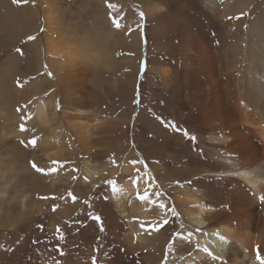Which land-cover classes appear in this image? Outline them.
<instances>
[{"label":"bare ground","instance_id":"bare-ground-1","mask_svg":"<svg viewBox=\"0 0 264 264\" xmlns=\"http://www.w3.org/2000/svg\"><path fill=\"white\" fill-rule=\"evenodd\" d=\"M137 1L150 21L161 19L148 31V69L158 82L155 77L148 79V120L143 122L148 129V142L146 138L144 148L148 153L149 170L158 176L153 174L163 186L171 184V187L160 190L161 201L156 203L154 191L160 189L161 184L153 185L148 209L136 199L126 205L124 193L116 195L114 204L124 218L119 222L115 221L117 213L106 209L100 212L102 221L112 228L111 244L108 249L102 247L103 261L105 264H131L129 259L147 244V240L151 263L158 261L160 244L167 242V234L172 229L173 218H168L165 210L168 201L164 199L171 191L177 208L184 215L186 225L183 227L189 230V234L178 241L182 249L178 264H261L257 256L264 258V199H261L264 197V5L256 3L257 0ZM31 4L30 0L14 4L22 8V12L27 7L26 25L22 26L23 16L19 32L22 27L37 24L39 17L30 9ZM194 7L201 13L195 12ZM60 8L55 0L45 2L42 12L47 32L40 37L36 28L31 29V40L38 50L37 60L42 63L45 55L44 61L54 73L55 84L43 75L41 82L50 89H57L60 110L53 114L62 117L60 126L64 125L65 129L53 130L52 124L58 121L49 116L47 104L54 106V95L44 92L46 99L39 95L40 98L28 106L26 129L22 132L20 118L10 109L16 104L11 103L15 99L13 93L19 90L8 84L11 82L7 83L8 79L0 82V227L6 228L4 239L8 242L7 246H0V264H93L90 252L85 253L81 245L76 246L73 241L72 249L67 244L62 245V254L50 249L44 255L40 245L34 246V239L43 241L45 235L55 231L57 215L67 209L68 200H64L57 211L36 216L51 200L31 198L30 192L39 182L49 191L57 179V170L40 176L30 171L27 151L18 138H36V145L29 148L35 155L41 151L40 156L36 155L39 158H35L42 161L44 169L54 167L51 162L59 161V157L69 151L70 143L88 157L96 146L109 149L127 143L121 122L109 117L91 118L90 113L96 116L98 111L102 112L95 109L94 104L105 98L110 100L112 94L122 96L127 102L130 97L132 100L140 57L136 15L127 5L120 23L122 35H119L105 7H99L96 13L85 9L74 16L76 21L67 22L65 27ZM169 33L174 42L164 43L163 38L169 37ZM119 39L124 41L125 53L116 60L114 52ZM171 58L175 62H169ZM115 66L119 72L114 76ZM159 89L163 91L160 95ZM90 101L95 103L89 106ZM160 105L170 110L173 117L163 114ZM183 120L195 122L196 126L183 128L180 125ZM172 123L175 130L170 127ZM66 132L73 135L74 142L66 137ZM206 149L212 153L210 162ZM92 161L83 159L82 174L76 180L79 186L92 189L104 174L113 172L104 164L96 165L94 159ZM127 164L124 169L130 171L132 167ZM71 174L69 170L68 176ZM154 177L149 179L150 185ZM209 178L213 179L211 183ZM142 183L144 181L138 180V187ZM137 185L132 187L127 182V191L132 193ZM99 204L103 206L102 200ZM67 214L66 210L61 217ZM145 217L156 222V228L148 234L138 225ZM82 219L78 217V221ZM39 222L43 223L42 229L36 225ZM92 224L89 220L86 227ZM72 229L74 226L68 227L66 236L71 235ZM220 236L226 240L220 241ZM188 237L195 239L193 247H185ZM94 240L91 245L98 239Z\"/></svg>","mask_w":264,"mask_h":264},{"label":"rangeland","instance_id":"rangeland-1","mask_svg":"<svg viewBox=\"0 0 264 264\" xmlns=\"http://www.w3.org/2000/svg\"><path fill=\"white\" fill-rule=\"evenodd\" d=\"M30 1L32 3L31 4L32 8L30 9L33 10V12L36 11V16L39 17L38 19L36 18L37 24L31 25L29 27H24V28L22 27V30L19 32V25L20 24L22 25V19L25 14V9L27 10V7H25L24 12H22L23 9L15 6L14 5L15 3H13V0H0V27L2 24V27L0 28V36H1L0 38H2L0 39V78H1L0 82H2V79H4L5 81H7L8 79L7 83L9 82V80L11 81L8 84H11V86L13 84L19 90L18 92H22V93L16 92L15 94L13 93V97L15 99L11 100L12 101L11 103L13 104V101H14V103L16 104L15 105L13 104V106H11L12 104L10 105L11 106L10 109H13L14 116H17L18 118H20L21 122L19 121L20 122L19 126L22 123L24 124L26 122V117H28V112L26 111L29 110L28 106H32L33 105L32 103L34 102V100L36 98H40L39 95H41L43 99H46L44 98L45 93H50L54 95V106L47 104V112L49 116L52 115V118L54 119V121L56 122L58 121L57 122L58 124L57 123L56 124L60 126L62 117L61 116L57 117V115L55 117L53 114V111H55L56 113H59V110H60V101H59V94L57 93V89L56 88L50 89L46 87V84L44 82H41V78L43 75L47 79L51 80L52 83H54L55 82L54 73L51 69L48 68L46 62L44 61L45 55H44V58H42V63L37 60L38 56L36 53L38 52V50L33 44V40L29 39V37L33 35V31L31 29L36 28L37 33L40 37H43L45 33L47 32L46 22L44 20V13L42 12V8L44 7L45 2L47 0H38V1L30 0ZM55 2H56L57 7H61L60 15H61V20H62V26L64 27L66 26L67 22L76 21L77 17H74V16L77 14H82V12L85 11V9L86 11L90 10V12L96 13L98 12L97 9L99 7H105V11L108 16H109L108 12L110 10H114V11H110L112 12L111 13L112 16L115 15L116 12L118 11L117 13L118 15L117 16L115 15L116 16L115 18L119 24V27H115V30L118 31V32L116 31L117 34H119L120 32L119 35H122V30H120L122 24L120 23L122 22L121 18H122V15L125 14V11H126L125 9L127 5H129L130 10H132L133 13L136 15V18L138 20V25H139L138 29L140 32L139 34L140 36V57L138 61V68H137V73H136L137 78H136L134 92L132 95V100L130 97V100L128 99V102H127L125 100H122L121 98L122 96H119L117 94H112L110 97V100L106 98L105 99L107 101L105 99L99 100L97 102V105L94 104L95 101L88 102L89 106L90 104L91 105L94 104L95 109H98V110L100 109L102 111L100 113L98 111L96 116L94 115V112L90 113L91 118L98 117L97 119L100 120L102 117L103 118L109 117L118 122H121L120 124L123 125V128L125 129V132L127 134L126 139H125L127 143L123 142L122 146L119 148H116V145H113L109 149L105 148L104 146H99V147L96 146L95 148L92 149L94 153L91 155V157L85 156V154L79 152L75 144L70 143L69 151H67L65 155L63 154L62 157L61 156L59 157L60 158L59 161L62 162L63 166L57 168V174H59V176L56 174L57 179L54 181L52 185L53 187L49 191H46L47 190L46 185L43 182L42 183L39 182V184H37L38 186L33 188L31 190L32 192H30V194L31 193L33 194V195L31 194V198H39V200L40 199L42 200V197H49L48 199H43V200L45 201L51 200V202H49L48 205H45L46 207L44 206L45 209H43V207L41 208L40 213H38L36 216H39V215L42 216L46 213L51 214L52 212L57 211V208H59V205L62 202H64V200H68V203L66 204L67 206L66 210L68 214L65 217H61L62 214L66 211L65 210L63 211V213L61 212L59 215H57L58 223L56 224L55 231L53 233H48L47 235H45V237L43 238L44 239L43 241L40 238L34 239L33 240L34 246L40 245V248L44 250V253H43L44 255H46V253L50 249L52 250L54 249L53 251H58L60 254L62 245L67 244L68 247L72 249L73 248L72 243L75 242L73 244H76V246L77 244H80L81 245L80 247H82V249L85 250L84 251L85 253L90 252L89 253L90 261H93L92 258L95 257L96 261L97 260L100 261V264H105V262L103 261V251H102L103 248L102 247L105 246L108 249V246L111 244L109 241V235H110L109 233L111 232L112 228L110 225H106L102 221L100 217V212L106 209L108 211H111L114 214L117 213L116 216L118 217L115 218V221H118V222L119 220L124 219L122 215H120L121 213L120 209H118L117 205L114 204V201H113V198H115V196L118 195L119 193H122V194L124 193L125 196L123 198L126 201V205H128L131 200L136 199L138 203L140 202L142 206H146V208L148 209L150 208L148 197H149L150 192L153 189V185L157 186L158 184H161L160 183L161 180L156 178L158 176L154 174L153 172H151L148 168V153H146L147 150L144 148L146 138L148 142V129L145 128L143 125V122L148 120V79L150 78V76L151 78L155 77L150 74L151 71L149 73V69H148L149 68L148 48L150 45L149 43L150 40L148 39V31L151 30V28L154 25H156L157 22H160L161 19L159 18V19H154L153 21H150L145 16L144 12L142 11L141 3H139V1L137 0H124V2L118 1V3H116L117 1L115 0H108V4L105 3V0H55ZM260 2L264 5V0L256 1V3L258 4ZM108 5H111V7H109ZM121 5L124 6V9H122L123 7ZM194 11L197 13H201L198 7H194ZM121 12L123 14H121ZM255 12L256 11H254V13ZM140 13H143V18L141 17ZM253 16L254 14H252L251 17ZM118 17H119V20H117ZM87 23L91 24V21L87 20ZM25 25H26V22H25V16H24V24L22 26H25ZM114 25H112V27H114ZM141 31H143V36L141 35ZM7 32L9 33V35ZM41 40L42 41L40 42V44L42 47L40 48V50L42 54L41 57H43V53H44L43 38ZM119 40H118L117 46L115 47L116 49L114 52V55L116 56V60H119V58H122L124 55L123 53H125L124 52L125 49L123 48L124 41L121 39ZM163 42L164 43L174 42L173 35H171L170 33H169V37L165 35L163 38ZM171 50H172V53L173 52L175 53V50L173 49V47H171ZM164 55H165L164 57L166 58L167 55L166 54ZM171 59L169 62H175L173 58ZM141 62L144 63L143 68L141 67ZM37 64H39V67L37 66ZM118 70L119 68L115 66L114 73H113L114 76L115 74L116 75L118 74L119 72ZM107 76L109 75H105V77ZM154 80L155 82L156 81L158 82L156 77L154 78ZM17 82H19V86ZM158 91H159L158 93L159 95L163 93V91L160 89ZM35 94L37 96H35ZM143 94L144 96L142 97ZM18 95H21V96H18ZM16 96L18 99L16 98ZM159 99H160V96H159ZM19 102L20 104H18ZM17 105L19 106V108L21 106H24L23 107L24 109L21 108V111L18 112L17 115H15L17 108H18ZM81 105H84V104L82 103ZM160 107H161V110L163 111V114L170 115L173 117L172 112H170V110L164 109V107L161 105ZM138 112H140V114H137ZM100 114L101 116H99ZM22 116L25 117V119L22 120L21 119ZM96 122L98 123L99 121H96ZM194 123L195 122L192 123L191 121L183 120L182 122H180V125L183 126L184 128L186 125L191 126ZM56 124L55 123L52 124L53 130L58 132L59 129L61 131H63V128L65 129V127H63L64 125L57 127ZM194 126H196V124H194ZM26 132L29 133V130L27 129ZM65 134H66V137H68L71 142H74L73 135L69 134V132H66ZM29 140H30L29 138H24V139L21 137L18 138V141L20 142L21 147L24 148L25 152L26 151L28 152V153L26 152V156H27L26 161H27L28 167L30 168L29 170L30 171L32 170V172L34 174L36 173V175L38 176L43 175L44 173L37 172L31 166L30 162H35L39 168H43L42 161H40L39 159H36V158H39L37 156L41 155V151L37 150L38 151V154L36 153L37 156L33 154L35 151H31L30 148H33V146L28 143ZM21 141H23V143H21ZM206 150L208 153L206 154V156L210 162L212 161V157H210L212 156V153H211V150L209 149H206ZM84 158H88L91 161L94 159L96 165L104 164L106 168L108 169L110 168V171H113V172L111 173V175L107 173L104 174V176H102V178L96 182L98 184L94 186L92 189H89V187L87 186H81V185L79 186L76 180L82 174V162ZM133 160L138 161V163L135 166L131 163V161ZM127 162L130 163L129 166L133 168V169L131 168L130 171H127L124 169V166L128 165ZM69 170H72V174L68 176ZM151 174L153 177L154 175H156V177H154L155 180H152V184L150 185L148 182H149V179H152ZM133 179H136L137 182L138 180L144 181V184L142 183V186L138 187L137 182L133 184L132 182ZM211 180L213 179L209 178L210 183H211ZM106 181H114V185H109L106 183ZM127 182H130L132 184V187L137 185L132 193L130 191H127V189H129L126 186ZM76 186H78V188ZM169 186L171 187V184H169ZM169 186H163L161 184L160 189L157 188L154 191L155 198H157L156 203H159L161 201L160 198H161L162 192L160 190L169 189ZM69 192H71L76 197L75 201H73L68 196ZM138 193L140 195H143L145 199L143 200L139 199ZM52 197H55V199H52ZM174 198L175 196L174 194H172L171 191L169 192L168 195L164 196V199L168 201V205L166 206L165 210L169 213L168 218L169 217L173 218L172 220L173 222L171 224L172 229H170L167 234V240H166L167 242L160 244L162 249H161V252L158 254V261L156 260L155 263L153 262L151 263L152 261L151 257L148 256L150 253H148L149 249H148V240H147V244L145 242L146 245H143V247L139 250V252H137L135 256L129 259V263L131 264H178L179 255L182 252V249L179 248L180 244L178 243V241L182 239L181 237H183L184 234H189V230H186L183 227L184 225H186L184 215H182V211L177 208ZM99 200H102V204H103L102 207L99 204ZM151 204H152V201H151ZM54 205L56 206L55 210H53ZM79 216L83 217L81 221H78ZM97 216L100 217L99 221L96 219H93V217H97ZM149 217L142 218L138 222V225H140L143 231L146 232L147 234L151 232L150 230H152V228L153 229L156 228V225L154 224L156 222L149 221L150 220ZM89 220L90 221L92 220L93 224L90 227H86V223ZM40 222H43V220H40ZM40 222L36 223V225H43V223H40ZM142 224H143V227H142ZM57 226H59L60 228V233H57ZM69 226H74V229H72L73 231L70 233L71 234L70 236H66L67 235L66 230H68ZM101 227L103 228V230H101ZM5 229L6 228L4 226L0 227V237H1L0 246H3V247L8 245L7 240L4 239V237L6 236V233H5L6 231H4ZM22 230H26V227H22ZM87 232L89 234H87ZM61 236L62 238H60ZM72 236L74 239L72 238ZM93 237L95 240L93 239ZM188 238L189 240L186 243L185 247H190V246L193 247L195 243V239L193 237H188ZM96 239H98L97 242L91 245V241L94 240L95 242ZM84 242L87 244L85 245ZM94 248H95V251H94ZM189 251L185 253H188ZM44 257L45 256H43L40 259V261L44 259Z\"/></svg>","mask_w":264,"mask_h":264},{"label":"snow or ice","instance_id":"snow-or-ice-1","mask_svg":"<svg viewBox=\"0 0 264 264\" xmlns=\"http://www.w3.org/2000/svg\"><path fill=\"white\" fill-rule=\"evenodd\" d=\"M26 2H27V0H13V3H15V4H17V5L22 4V3H26ZM105 3L108 4V0H105ZM108 6L111 7V5H108ZM140 15H141V17L143 18V13H140ZM109 18L113 20V23L115 24L116 27H119V24H118V22L116 21V18H115V17H112L111 12H109ZM237 18H239V17H237ZM141 35L143 36V31H141ZM29 39H33V37H29ZM141 67H142V68L144 67V63H143V62H141ZM17 83H18V86H19V82H17ZM23 107H24V106H21L20 108H17V112H20V111H21V108H23ZM21 119L23 120V119H25V117L22 116ZM170 127H172L173 130H175V128H176V126H175L174 123H172V124L170 125ZM20 130H21V131H24V130H25V125H24L23 123L20 125ZM184 134L187 135L186 132H185ZM192 139H195V137H193ZM21 143H23V141H21ZM28 143H29L30 145H32V146H35L36 143H37V140H36L35 137H33L32 139H30V140L28 141ZM30 163H31V166H32L37 172H41V173H44V174H47V173H49V172H54V171L57 170L58 167H62V166H63L62 162H60V161H52L51 163H52V165H54V167H52V168H48V169H43V168H39L35 162H30ZM131 163L135 166V165L138 163V161L133 160V161H131ZM132 182H133V184H135V183L137 182V180H136V179H133ZM106 183L109 184V185H114V181H106ZM68 196H69L73 201H75L76 197H75L71 192L68 193ZM48 198H49V197H42V199H48ZM138 198L141 199V200L145 199V197H144L143 195H140L139 193H138ZM52 199H55V197H52ZM261 199H264V197H261ZM160 206L163 207L162 204H161ZM55 207H56V206L54 205V206H53V210H55ZM173 211H174V210H173ZM93 219H96V220L99 221V220H100V217H98V216H97V217H93ZM164 223L166 224L167 221H164ZM38 227H40V228L42 229L43 226H42V225H38ZM142 227H143V224H142ZM101 230H103L102 227H101ZM57 233H60V228H59V226H57ZM60 238H62V236H61ZM219 239H220V241H225V240H226V238H225L224 236H220ZM58 248H59V246H58ZM61 254H62V252H61ZM92 259H93V264H96V258L93 257ZM257 259H259V260L261 261V264H264V258H261V257L258 255V256H257Z\"/></svg>","mask_w":264,"mask_h":264}]
</instances>
